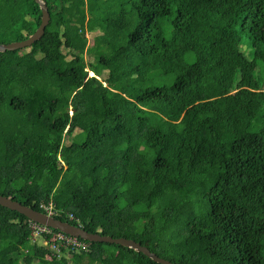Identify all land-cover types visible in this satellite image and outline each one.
Segmentation results:
<instances>
[{
  "label": "trees",
  "instance_id": "obj_1",
  "mask_svg": "<svg viewBox=\"0 0 264 264\" xmlns=\"http://www.w3.org/2000/svg\"><path fill=\"white\" fill-rule=\"evenodd\" d=\"M44 1L0 52V194L175 264H264V0ZM41 19L0 0V44ZM30 222L0 205V264H158L58 257Z\"/></svg>",
  "mask_w": 264,
  "mask_h": 264
},
{
  "label": "water",
  "instance_id": "obj_2",
  "mask_svg": "<svg viewBox=\"0 0 264 264\" xmlns=\"http://www.w3.org/2000/svg\"><path fill=\"white\" fill-rule=\"evenodd\" d=\"M41 9L42 19L40 26L36 31L30 35L28 38L22 41H14L10 43H1L0 52L13 51L21 48L30 47L33 43L38 41L45 33V29L50 21V13L47 4L44 0H35ZM93 76V73H91ZM0 205L18 213L24 215L30 221L47 226L51 229H56L60 232L66 233L68 235L80 238L89 242H100V243H111L119 244L121 246L130 248L136 252L143 253L154 262L158 264H175L174 262L162 258L154 253L148 246L142 245L140 242H136L133 239H127L124 237L113 238L109 235H100L97 233H90L81 226L73 225L67 221L56 218L55 216L49 215L46 212L35 210L29 206L23 205L21 202L13 200L7 196L0 194Z\"/></svg>",
  "mask_w": 264,
  "mask_h": 264
},
{
  "label": "built area",
  "instance_id": "obj_3",
  "mask_svg": "<svg viewBox=\"0 0 264 264\" xmlns=\"http://www.w3.org/2000/svg\"><path fill=\"white\" fill-rule=\"evenodd\" d=\"M40 206L49 215L54 216L57 214L53 202H42ZM70 218H73V215H70ZM30 228L32 230V240L35 241L37 238H41L44 241V246H48L58 257L62 255L63 250L69 251L70 254L89 252L91 250L89 242L60 231L55 232L47 226L31 221Z\"/></svg>",
  "mask_w": 264,
  "mask_h": 264
},
{
  "label": "rangeland",
  "instance_id": "obj_4",
  "mask_svg": "<svg viewBox=\"0 0 264 264\" xmlns=\"http://www.w3.org/2000/svg\"><path fill=\"white\" fill-rule=\"evenodd\" d=\"M88 36L91 37V36H93V34H89ZM243 49H244V51L246 52V54H247L248 57L251 56V52H250V50L247 49V44H246V45L244 44V48H243ZM62 55H63V54H60V56H62ZM147 62H151V61H147ZM57 77H58V75H56V76L53 77L54 81L57 79ZM257 125H258V121H255V122H254V128H257ZM58 165H63V164H62V162H58ZM0 190H1V191L3 190V186H2V187L0 186ZM36 241H37L39 244L44 245V241H43L41 238H37ZM76 254H78V253L70 254L69 256H70L71 258L79 257V255L77 256ZM85 262H86V260H82V263H85Z\"/></svg>",
  "mask_w": 264,
  "mask_h": 264
}]
</instances>
